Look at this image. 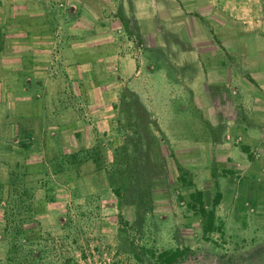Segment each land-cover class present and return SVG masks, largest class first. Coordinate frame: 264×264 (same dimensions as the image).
<instances>
[{
	"label": "rangeland",
	"instance_id": "obj_1",
	"mask_svg": "<svg viewBox=\"0 0 264 264\" xmlns=\"http://www.w3.org/2000/svg\"><path fill=\"white\" fill-rule=\"evenodd\" d=\"M166 1L0 0V181L17 163L31 168L34 220L26 227L38 264H138L119 250V210L104 172L55 174L40 162L56 148L53 137L67 150L102 140L111 162L122 142L114 106L131 87L130 64L142 53L145 57V42L147 47L158 42L156 37L145 41L130 22L146 18L149 5L161 26ZM236 1L240 7L246 0ZM120 9L130 34L117 15ZM194 11L183 13L193 16ZM204 122L193 123L190 147L175 148L155 132L166 176L158 182L148 229L135 234V241L158 251L188 248L175 264H264V145L237 157L232 151L238 145L229 137V150L217 152L210 142L215 129ZM24 129L34 133L28 151L17 149ZM75 133L81 134L78 141ZM176 160L206 190L207 203L218 184L224 194L216 209L221 232L204 236L199 217L188 207V191L178 181ZM2 240L0 226V264H9Z\"/></svg>",
	"mask_w": 264,
	"mask_h": 264
},
{
	"label": "crops",
	"instance_id": "obj_2",
	"mask_svg": "<svg viewBox=\"0 0 264 264\" xmlns=\"http://www.w3.org/2000/svg\"><path fill=\"white\" fill-rule=\"evenodd\" d=\"M180 1L165 2L162 27L149 5L146 18H132L137 34L145 41L156 37L158 42L148 47L145 42V57L142 53L141 59L131 62L130 90L175 148L190 147L193 123L209 121L215 129L210 142L217 152L229 150V137L239 146L232 151L236 156L260 150L264 145V2L246 0L239 7L236 0ZM187 8L196 10L193 16L184 15ZM223 10L225 17L220 16Z\"/></svg>",
	"mask_w": 264,
	"mask_h": 264
},
{
	"label": "trees",
	"instance_id": "obj_3",
	"mask_svg": "<svg viewBox=\"0 0 264 264\" xmlns=\"http://www.w3.org/2000/svg\"><path fill=\"white\" fill-rule=\"evenodd\" d=\"M124 30L130 34L129 21L121 10L118 12ZM117 112L115 131L122 142L113 149L111 162L107 158L103 141L91 147L80 146L77 150H67L61 139L53 137L52 155L42 160L59 174L73 171L76 176L83 173L104 172L107 185L115 196L119 210L117 215L119 250L132 256L138 264H175L186 256L188 248L158 251L135 241V234L148 229L149 217L157 205L156 188L166 176L161 143L155 132H163L158 122L152 118L139 97L130 89L122 92L114 106ZM78 141L80 133L74 134ZM18 150L28 151L33 146L34 133L27 129L17 135ZM172 156L174 157V153ZM178 181L189 195L188 207L199 217L203 234L211 235L222 231L216 209L224 199L223 192L215 185L216 191L207 203V192L199 189L192 173L177 160ZM31 168L17 163L5 182L0 181V226L3 228V242L7 247L9 264H38L37 254L29 240V228L34 220L33 189L29 187ZM87 169V170H86Z\"/></svg>",
	"mask_w": 264,
	"mask_h": 264
}]
</instances>
